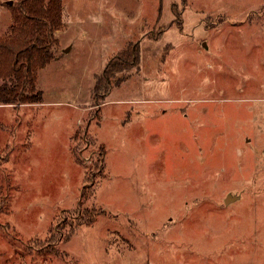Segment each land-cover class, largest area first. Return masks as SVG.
<instances>
[{"label": "rangeland", "instance_id": "1", "mask_svg": "<svg viewBox=\"0 0 264 264\" xmlns=\"http://www.w3.org/2000/svg\"><path fill=\"white\" fill-rule=\"evenodd\" d=\"M61 1L41 102L0 105V264H264V0Z\"/></svg>", "mask_w": 264, "mask_h": 264}, {"label": "trees", "instance_id": "2", "mask_svg": "<svg viewBox=\"0 0 264 264\" xmlns=\"http://www.w3.org/2000/svg\"><path fill=\"white\" fill-rule=\"evenodd\" d=\"M63 9L61 0H18L12 12L9 34L0 40V105L37 104L41 102L39 92L33 94L38 70L44 69L53 59V45L57 40L54 32L62 29ZM120 64L109 62L96 80L93 91L109 90L111 78L116 73L138 69L139 50L125 49L119 55ZM124 79L116 80L120 84ZM29 87L32 95H24ZM104 155V151L101 152ZM99 163L95 167L99 169ZM90 183L89 176L85 177ZM95 215V213H94ZM94 215L86 217L84 223L92 221Z\"/></svg>", "mask_w": 264, "mask_h": 264}, {"label": "water", "instance_id": "3", "mask_svg": "<svg viewBox=\"0 0 264 264\" xmlns=\"http://www.w3.org/2000/svg\"><path fill=\"white\" fill-rule=\"evenodd\" d=\"M9 4H10V2H9ZM236 199H237V197H232L230 195H227L226 198L224 199V204L227 205L229 202H232Z\"/></svg>", "mask_w": 264, "mask_h": 264}]
</instances>
